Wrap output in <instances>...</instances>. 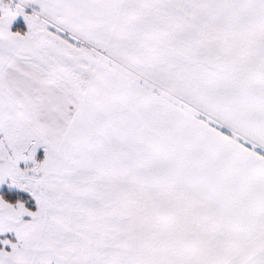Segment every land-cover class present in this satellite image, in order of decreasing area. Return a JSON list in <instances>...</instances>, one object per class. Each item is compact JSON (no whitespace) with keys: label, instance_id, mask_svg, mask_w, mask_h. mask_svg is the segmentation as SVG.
Here are the masks:
<instances>
[{"label":"snow or ice","instance_id":"6c2138e0","mask_svg":"<svg viewBox=\"0 0 264 264\" xmlns=\"http://www.w3.org/2000/svg\"><path fill=\"white\" fill-rule=\"evenodd\" d=\"M0 264H264V0H0Z\"/></svg>","mask_w":264,"mask_h":264}]
</instances>
